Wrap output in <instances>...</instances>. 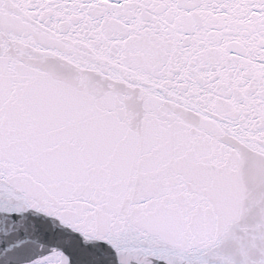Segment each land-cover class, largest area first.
<instances>
[{
	"label": "snow or ice",
	"instance_id": "6c2138e0",
	"mask_svg": "<svg viewBox=\"0 0 264 264\" xmlns=\"http://www.w3.org/2000/svg\"><path fill=\"white\" fill-rule=\"evenodd\" d=\"M0 264H264V0H0Z\"/></svg>",
	"mask_w": 264,
	"mask_h": 264
}]
</instances>
